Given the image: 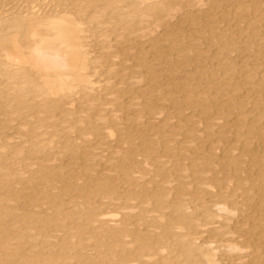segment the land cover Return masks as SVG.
Returning <instances> with one entry per match:
<instances>
[{
  "label": "bare ground",
  "instance_id": "bare-ground-1",
  "mask_svg": "<svg viewBox=\"0 0 264 264\" xmlns=\"http://www.w3.org/2000/svg\"><path fill=\"white\" fill-rule=\"evenodd\" d=\"M202 42L219 58L200 67ZM191 106L223 120L204 136L222 141L215 171L237 172L221 181L246 209L206 198V170L188 180L181 159L215 154L198 151ZM0 115H21L17 134L50 128L10 143L0 119V264H264V0H0Z\"/></svg>",
  "mask_w": 264,
  "mask_h": 264
},
{
  "label": "rangeland",
  "instance_id": "rangeland-1",
  "mask_svg": "<svg viewBox=\"0 0 264 264\" xmlns=\"http://www.w3.org/2000/svg\"><path fill=\"white\" fill-rule=\"evenodd\" d=\"M182 15V10H178V11H175V14L173 15V17H171V20H175L176 18H178V17H180ZM193 28H194V26H191V24H188L187 26H186V29H187V32H192L193 31ZM162 29V27L161 26H159V27H155L154 28V32L153 33H155V32H159L160 30ZM196 32V31H195ZM145 39H147V38H145ZM164 42V41H163ZM162 42V43H163ZM149 43V41H146L145 40V44H148ZM200 46H201V48L203 49V50H205V55H206V57H205V61H201L198 65L200 66V67H202L204 64H209V63H215V62H217L218 61V58H219V54L218 53H216L215 52V47L214 46H209V45H207L206 43H204V42H202L201 44H200ZM244 54L243 53H238L236 50H233V51H230V53H229V56L230 57H232L233 59H235V60H237L238 62H240V60H242V59H244L245 58V56H243ZM155 62H156V64L157 65H159V61L158 60H155ZM164 64V63H163ZM166 64V63H165ZM191 69H194L193 67H192V65H191ZM180 70V71H179ZM178 70V75H180V76H184L187 72L186 71H188V70H190V67L188 68H186V67H182V68H180ZM184 71V72H183ZM181 72V73H180ZM183 73V74H182ZM164 81V80H163ZM201 83V86L203 85V81H200ZM142 86H144L145 84H143V83H140ZM200 88V87H199ZM198 88V89H199ZM161 90L162 89V86L161 87H158V90ZM159 90V91H160ZM242 93V92H241ZM177 97H179L178 96V94L176 95ZM152 97H154V96H152ZM162 99H159V101H161ZM164 100V99H163ZM163 101H161L160 103H162ZM165 103H168V105L170 106H168L167 104H166V107H165V105H164V107L165 108H167V109H171L172 111H173V109H175V107L174 106H172V104H171V102L170 101H165L163 104H165ZM146 106V105H145ZM168 106V107H167ZM194 107V108H193ZM187 108V109H186ZM186 108H182L183 109V113H184V116H186V117H188L189 115L188 114H190V116L188 117V118H190V120H192L193 121V123L195 124V132L196 133H199V134H201V135H203V138H202V142L200 143L201 144V146L199 147V149H198V151H200V150H204L203 152H202V154H207V152L208 151H214L215 152V154H213V155H211V158H210V160L208 161V163H199L198 165H193V161H191L190 159H191V156L193 155V153H191V155H189L188 157L189 158H184V159H181L180 160V164H182L183 166H185V167H188L187 168V170H186V172H187V174L189 175L188 176V180H191V182H192V185H193V183H196L197 181H198V179L196 178V173H198L197 172V170H199V169H202V170H206L207 172L205 173V179L206 180H209V181H211L214 185H215V187L213 188V191L214 192H216L217 193V195H216V197L215 198H213V197H211L210 196V194L209 193H206L205 194V196H206V198L208 197H210V198H212V199H220V200H224V199H226L227 201V204L228 205H230V206H233L234 207V205H236L237 207H240V206H242V209H246L247 207H246V203L245 202H250L251 200H248L247 198H246V201H244V199H245V197H246V193L245 192H243L244 190H242V189H239V188H241V187H237L235 184H233V183H236V181H237V179H235L233 176L234 175H230V174H236L237 172H235V171H233L232 172V170L230 171V170H228V171H230V172H220L219 173V171H215V170H218V167H219V165H218V163L219 162H221V161H223L224 159H225V157L223 156V153L221 152V144H222V141H220V140H218V137H217V133H213L211 136H209V137H205L204 136V130H205V125H206V122H208V123H210L211 124V126L213 127V128H217V123H220V122H222L223 120L221 119V118H219V115L218 114H216V113H212L211 114V116L209 117V118H207L206 120H203L202 118H201V113H200V110H201V108L200 107H197V106H191V107H186ZM147 109V108H146ZM155 109L156 108H154V109H152V111L154 110L155 111ZM167 109H164L165 111H164V113L165 112H167ZM168 110V111H171V110ZM186 109V110H185ZM189 109V110H188ZM200 109V110H199ZM149 111H148V114H149V112H150V109H148ZM156 110H158V109H156ZM197 110H198V112H197ZM172 111L171 112H168V113H170L171 115H173L172 117H174V118H176V119H174V121H173V119L172 118H170V120H171V122H176L177 121V110L175 109L174 111L176 112H174L173 111V113H172ZM185 111V112H184ZM145 113H146V111H145ZM164 113H162V114H160V115H156V114H154V116H153V118L155 119V121L157 122H159L160 123V121H159V119L161 120V118H163L164 117ZM147 113L145 114V115H148ZM175 114H176V116H175ZM21 116V115H20ZM20 116H17L13 121H10L9 123H8V120L6 119L7 117H4V116H2V115H0V119H3V121L6 123V126L5 127H3V130H2V134H6V136H13V137H11L10 138V140H8V142H10V143H20V142H22V140L23 141H28V140H30V137L29 136H34V134H36V133H40V132H42V131H44L45 129H44V127H45V125H43L41 128L40 127H37V128H35V129H27L29 126H27V130L24 128H20L19 130L21 131V133H15L16 131H15V129L17 128H19L18 127V124H19V122L20 123H22L23 121H24V119L22 118V119H20L21 117ZM20 117V118H19ZM156 117V118H155ZM152 118V120L154 121V119ZM159 118V119H158ZM235 115L234 114H229L228 116H227V122L228 123H230V124H232L234 121H235ZM197 119V120H196ZM34 121V122H33ZM36 120H34V118H32V121H31V124H32V126H34L35 124L37 125V121L35 122ZM195 121V122H194ZM33 122V123H32ZM155 122V123H156ZM18 123V124H17ZM8 124V125H7ZM11 124V125H10ZM30 124V125H31ZM35 125V126H36ZM10 126H11V128H10ZM4 128H6V130L4 129ZM10 128V129H9ZM167 128V127H166ZM16 129V130H17ZM47 129H50L49 127L47 128ZM181 130V131H178V130ZM25 132H24V131ZM33 130V131H32ZM36 130V131H35ZM167 130H170V127H168V129ZM178 130H177V127H176V131H178L179 133H177L176 134V137L179 139L178 141L180 142V141H182V144H184V145H187V143H188V141H190V138L188 137V135H187V132H185V131H187L186 130V127H178ZM183 130H185V131H183ZM27 131V132H26ZM168 132V131H167ZM180 132H181V134H180ZM148 133V132H147ZM186 133V134H185ZM25 134V135H24ZM232 134V133H231ZM29 135V136H28ZM44 137H46L45 135H43ZM38 138H42L41 136H39V137H37V139ZM182 138V140H180ZM230 139H231V136L229 137ZM2 139H4V137H2L1 139H0V143H2ZM60 140H62L61 138H60ZM191 141H192V138H191ZM23 143V142H22ZM112 143V142H111ZM230 143L231 144H233V142H232V140L230 141ZM27 144H28V142H27ZM28 146V148L26 149V151L27 150H30L31 148H32V145H27ZM218 146H219V148H218ZM103 147H105V148H107L108 146H107V144H102V147H101V145H100V147L99 148H97L96 150H94V151H96V152H99V149L100 150H102L101 148H103ZM231 148V150L233 151V153L234 154H237V153H239V149L238 148H236V147H230ZM109 149V148H108ZM105 150L106 152L107 151H109V150ZM58 150V148L57 147H55V148H52L51 149V151L52 152H56ZM105 151H103L104 153H106ZM194 151H196V150H194ZM42 153V154H41ZM40 154V155H39ZM164 154V158L166 159H168V158H170V159H172V157H168V155H166V153H163ZM34 155V156H33ZM33 155H31L30 156V158H32V159H28V162H32L35 158H36V160L38 159V158H40V157H42L43 156V152L42 151H39V152H36V154H33ZM36 156H38V157H36ZM33 157H34V159H33ZM138 157H140V155H138ZM30 160V161H29ZM36 160H34V161H36ZM226 160V159H225ZM33 161V162H34ZM25 162H27V160H25ZM189 163H191V166H190V164ZM168 165V167L170 168V170L173 168V164H172V162H171V160L170 161H168V163H167ZM213 165H216L215 167H214V170H209V168L210 167H213ZM241 166V169H242V171L240 172H238L239 174L241 173V174H245L246 172H248L249 171V169L250 168H248L249 166H248V164H247V162L246 161H244V162H242L241 164H240ZM36 165H33V168L35 167ZM32 167V166H31ZM251 167V166H250ZM209 170V171H208ZM175 172V171H174ZM217 172H218V174H220V175H218L217 176ZM235 172V173H234ZM243 172V173H242ZM225 173V174H224ZM229 173V174H228ZM223 175H225V176H222ZM219 176L221 177V178H219ZM228 177V178H227ZM155 178H159V177H155ZM231 180L230 182H233V183H229L230 184V186L228 185H225V183H226V180ZM221 179H223L224 181H225V183L223 184L222 183V181H221ZM233 179V180H232ZM223 181V182H224ZM177 183V181H173L172 182V184H176ZM227 184V183H226ZM235 185L236 186V188L237 189H235V187L233 186V185ZM192 185H191V187H192ZM223 187H227V188H223ZM229 187V188H228ZM223 189H225V190H223ZM229 189V191H231V192H229V191H227ZM227 191V192H226ZM240 191V192H239ZM234 192V194H232ZM236 192V193H235ZM241 194V193H243V194H245V195H243V194H239V193ZM226 193V194H225ZM228 193H231V194H228ZM228 195V196H227ZM230 195V196H229ZM243 195V196H242ZM234 196H235V201H237V202H233L234 201ZM240 196V197H239ZM242 196V197H241ZM229 197H232V198H229ZM244 197V198H243ZM193 198V199H192ZM237 198V199H236ZM191 199L193 200V201H195L196 199H195V197L192 195L191 196ZM241 199V200H240ZM233 202L234 204L232 205V203L230 202ZM239 200V201H238ZM243 201H244V204H245V206H243L241 203H243ZM135 202V204H137L136 202H137V200H135L134 201ZM238 202H241V203H239V206L236 204V203H238ZM190 205H192L193 204V202H191V203H189ZM154 205V203L153 204H151V206H153ZM190 205H188V206H190ZM244 207V208H243ZM246 207V208H245ZM174 214V213H173ZM237 215H239L238 213H236ZM237 218H239V220H237ZM104 219V218H103ZM106 219V218H105ZM235 219V221H233ZM232 221H230L229 223H230V226H235V225H237V223H239V222H241L240 220H241V216H236V218H234ZM155 220H153V222H154ZM113 222V221H112ZM109 223H111V221L109 222ZM217 224H219L218 222L216 223V222H213V223H211V224H208L207 226V228H212L213 226L215 227ZM209 225L211 226V227H209ZM218 226V225H217ZM240 226H242V225H240ZM240 226H239V224H238V227L240 228ZM232 227V228H233ZM244 227V226H243ZM241 230V229H240ZM156 231H160V229H157ZM153 233V232H152ZM240 234L239 233V229H235V234L233 235L236 239H238V240H240V242L243 240H241V238H245V236L244 235H242V237H240L238 234ZM204 235H207V233L206 232H204ZM238 235V236H237ZM238 237V238H237ZM144 260H145V258H143ZM139 263V262H138ZM137 264V263H136Z\"/></svg>",
  "mask_w": 264,
  "mask_h": 264
}]
</instances>
